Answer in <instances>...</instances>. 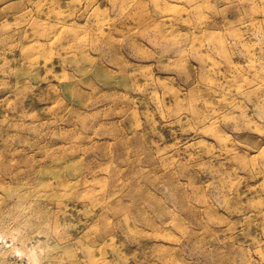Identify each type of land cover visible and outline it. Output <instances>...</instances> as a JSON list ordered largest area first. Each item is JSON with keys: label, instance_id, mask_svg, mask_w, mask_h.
Listing matches in <instances>:
<instances>
[{"label": "rangeland", "instance_id": "1", "mask_svg": "<svg viewBox=\"0 0 264 264\" xmlns=\"http://www.w3.org/2000/svg\"><path fill=\"white\" fill-rule=\"evenodd\" d=\"M0 264H264V0H0Z\"/></svg>", "mask_w": 264, "mask_h": 264}, {"label": "bare ground", "instance_id": "2", "mask_svg": "<svg viewBox=\"0 0 264 264\" xmlns=\"http://www.w3.org/2000/svg\"><path fill=\"white\" fill-rule=\"evenodd\" d=\"M202 93V95L203 96H207V97H209V95H210V93H212V90L210 89V88H208L207 90H205L204 91V94H203V92H201ZM224 107V106H223ZM195 115L198 117V119H200L202 116H205V115H203V111H200V110H196L195 111ZM207 116V115H206ZM205 121H207V122H209V120L207 119V120H205ZM210 124H209V128H211V126H213V123L212 122H209Z\"/></svg>", "mask_w": 264, "mask_h": 264}]
</instances>
